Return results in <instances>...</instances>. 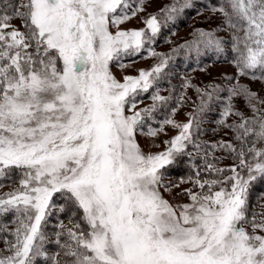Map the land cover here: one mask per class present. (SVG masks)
Listing matches in <instances>:
<instances>
[{"label":"snow or ice","instance_id":"snow-or-ice-1","mask_svg":"<svg viewBox=\"0 0 264 264\" xmlns=\"http://www.w3.org/2000/svg\"><path fill=\"white\" fill-rule=\"evenodd\" d=\"M192 6L171 0L144 19L145 27L124 29L144 11L140 0H0V179L20 174L18 187L0 194V217L11 214L13 224H0V264H264V194L249 213L251 186L264 179V96L235 77L202 88L186 78L182 87L198 93L187 122L172 118L183 93L159 127L149 121L171 94L157 90L151 104L138 107L172 59L150 46ZM211 11L231 33L236 76L264 81V0H217ZM216 31L194 29L172 51L222 54ZM145 48L157 62L117 79L111 65L123 70L119 62ZM238 97L250 115L236 108ZM217 103L216 123L233 139L209 144L199 140L201 124ZM229 116L238 120L228 123ZM165 125L178 131L163 150L145 152L137 135L158 137ZM209 147L236 163L217 167ZM185 157L193 174L166 182ZM184 183L192 187L177 195L188 202L165 198ZM56 195L76 211L57 224L58 250L49 253L45 226L54 209L65 211Z\"/></svg>","mask_w":264,"mask_h":264},{"label":"rangeland","instance_id":"rangeland-1","mask_svg":"<svg viewBox=\"0 0 264 264\" xmlns=\"http://www.w3.org/2000/svg\"><path fill=\"white\" fill-rule=\"evenodd\" d=\"M201 1V6L198 5V8L200 10V13L196 14L189 22L187 26H183L180 29H172L167 32H164V34H160L156 37L153 44L150 46L154 51L159 53L168 54V42L172 41L174 39H182L183 37L188 35V32H193L195 28L198 27H205L207 25H211L212 21L214 20L212 16L217 13H213L211 9L213 8L211 5V2L208 0H199ZM140 2L144 5V11L139 12L136 17L132 18L130 21L124 23L120 27L124 29H139L145 27L144 25V19L147 18L149 14L158 13L161 8H163L165 5H168L171 3V0H140ZM203 6V7H202ZM207 9H205V8ZM13 24H15L17 27L20 25L19 19H14L12 21ZM193 25V27H191ZM216 26V23H215ZM162 28H168V26L162 27ZM209 28V27H208ZM215 28V27H214ZM116 29L113 28L112 31H115ZM162 31V29H161ZM163 33V32H162ZM189 33V34H190ZM157 62L156 57H152L148 54V48H145V50L142 51L141 54L137 56H131V57H125L123 58L119 63L126 64L127 67L121 70L116 63H113L111 65V70L113 74L116 76L117 79L122 80L124 75H137L138 69H148L152 67ZM202 69H194L193 72L186 74L185 69H182V83H180L179 88L182 89V91H178L177 94L174 96L171 92V89L168 88V79L165 77L160 78L158 81L156 87L151 89L148 93L143 94V96L138 101V107H146L149 104L152 103L150 97L154 92L157 90L159 91V94L161 96H168L172 95L173 99L171 100L170 107L163 106L155 113L154 119L149 121V123L152 125V127H159L160 121H163L167 116L171 114V110L174 107H177L176 100L179 97L181 93L184 94L185 100L180 104V106L177 108V112L172 115V118L175 119L178 123H184L187 122L188 119V113H190L195 105L198 103V93L195 91V88H183L182 84L186 78L190 79L191 84L195 85L196 87H203L209 83H224V77H235V80L233 82L238 81L241 84H244L248 86L252 91L258 92L259 95L264 96V81H261L259 79L253 80L251 78H245L244 76H236V69L233 70L234 65L232 63H219V64H206L203 66ZM186 74V75H185ZM164 75V74H163ZM162 75V76H163ZM161 76V77H162ZM174 84V82H173ZM196 103V104H195ZM234 104L237 109H241L245 111V114H249L250 112L247 111V109L244 108V101L242 97H238L234 100ZM167 109V110H166ZM231 119L232 116H229ZM229 121V120H227ZM165 132L159 135L158 137L151 138L147 136L137 135V140L144 148L145 152L149 151H160L163 150L164 144L163 141L166 139H169L172 135H175L178 131L177 129H174L168 125H165ZM202 132L199 135V140L206 141L212 143L217 141H230L233 133L230 129L226 127H222L217 125L216 118L211 117L209 119H204L201 124ZM145 131H147V127L145 128ZM154 145H159V148L155 147ZM258 147L260 145H257ZM191 151V149H189ZM209 152L212 154L217 153L220 156V159H218V162L216 163L217 167L222 168H228L234 163H236L232 157L229 155V153L222 149H211L209 147ZM232 159V160H231ZM224 175H231L230 172H225ZM181 177L175 176L172 174H169L166 176L165 180L166 182L171 180L173 182H178ZM19 181L8 183V181H2L0 183V194L9 192L12 189L18 187ZM192 185L190 183H184L181 184L179 188H173L171 193H165V198L168 199L171 203H185L188 202L187 197L184 195H177L178 192L181 191L183 188H191ZM261 196V195H260ZM64 200L63 197L56 195L55 196V204L57 208L59 207V202ZM260 203H264V200H261ZM256 205V204H255ZM257 206V205H256ZM53 212H56V209L53 210ZM56 213H54L55 215ZM53 218V214L50 216L49 219ZM65 224L68 223L66 221H63ZM247 227V225H246ZM251 231V229H248ZM264 234V233H261ZM56 238L53 239L55 241Z\"/></svg>","mask_w":264,"mask_h":264},{"label":"trees","instance_id":"trees-1","mask_svg":"<svg viewBox=\"0 0 264 264\" xmlns=\"http://www.w3.org/2000/svg\"><path fill=\"white\" fill-rule=\"evenodd\" d=\"M211 2L212 7H214L217 4V0H208ZM201 1L199 0H193V6L187 10H185L182 14L177 16V18L174 21L168 22L167 26L168 28H162L161 34H164V32H167L172 29H180L183 26H187L190 22V20L198 13H200V10L198 8V5L201 6ZM203 7V6H202ZM205 8V7H204ZM207 9V8H205ZM213 21L211 25L198 27L195 29H204L206 31L217 29L215 32V35L222 38V40L225 43V52L222 54H217L215 51H203V53L199 56H197L194 53H187L186 50H178L177 52H173L172 50L174 48L179 49V45L184 44L185 41H190L192 39V33L190 31L188 32V35L183 37L182 39H174L172 41L168 42V54L172 56L171 61L169 62V65L164 73V75L161 77H165L168 79V88L171 89L172 94L174 96L177 94L178 91H182L181 88H179L180 83H182V69H185L186 74H189L194 71V69H202L203 66L206 64H219V63H232L234 65V57L235 53L231 51V33L227 31L224 27H218L221 25L222 17L219 13L214 14ZM216 23V26H215ZM180 27V28H179ZM193 27V25L191 26ZM209 27V28H208ZM215 27V28H214ZM163 32V33H162ZM190 33V34H189ZM236 67L234 65L233 70H235ZM185 74V75H186ZM259 75V73H257ZM245 78H251L250 76H244ZM174 82V84H173ZM179 85H178V84ZM201 87V86H199ZM204 87V86H203ZM202 88V87H201ZM222 95H227L226 93ZM171 101L168 102V108L170 107ZM173 103V101H172ZM171 103V104H172ZM196 104V103H195ZM166 105V106H167ZM163 109H165L163 107ZM167 110V109H166ZM221 111V106L219 103L212 106L211 110L207 112L204 115V119H209L211 117L216 118V121L220 118L219 113ZM249 115V114H247ZM230 118V117H228ZM228 123H231L233 120H238V118L233 117L231 119H228ZM233 139V135L230 140ZM209 149V148H208ZM219 150V148H217ZM216 157L220 156L217 153L212 154ZM233 159V158H232ZM231 159V160H232ZM234 160V159H233ZM235 161V160H234ZM215 162H218L215 161ZM236 162V161H235ZM191 161L187 159V157L183 158L180 162H178L173 168L169 169V174L184 177L187 178L189 175L193 174L192 168H191ZM203 162L201 160H196L195 164L200 165ZM220 167V166H219ZM222 168V167H221ZM202 175L205 178H208V173H202ZM20 179L19 172H15L12 174L11 179H0V183L2 181H8V183L17 182ZM264 194V179H257L251 186L250 194H249V213L251 214L252 208L257 205L258 198L261 197L260 195ZM59 206L64 205L65 211L57 213L53 212V218L49 219L46 226L45 231L48 235L50 241L52 243H48L45 245L47 251L49 253H54L58 249L53 241L55 237V232L58 231L57 224H59L61 221H69V218L72 217L73 213L76 211L75 207L71 204H68L65 202V200L60 201ZM256 204V205H255ZM54 213H56L54 215ZM12 220V215L9 214L4 217H0V224H5L8 226V228L13 227V224L10 223ZM67 224V223H66ZM3 236L4 233L0 232V248L3 247ZM36 264H46L45 258H38L36 261ZM47 264H51L50 261L47 262Z\"/></svg>","mask_w":264,"mask_h":264}]
</instances>
